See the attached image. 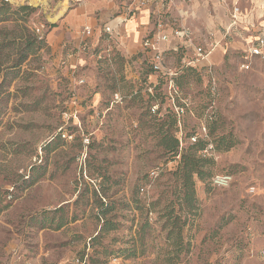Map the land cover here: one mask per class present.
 <instances>
[{
	"label": "rangeland",
	"instance_id": "rangeland-1",
	"mask_svg": "<svg viewBox=\"0 0 264 264\" xmlns=\"http://www.w3.org/2000/svg\"><path fill=\"white\" fill-rule=\"evenodd\" d=\"M61 1L9 0L31 8L0 23L2 69L21 36L71 33L61 14L79 0L55 15ZM106 25L98 36L91 26L64 32L61 48L47 43L11 84L0 115V264H264V56L248 71L240 54L214 66L195 56L163 75L142 53L126 57ZM184 153L202 158L193 211L175 173ZM217 174L230 183L214 184ZM105 218L116 228L103 231Z\"/></svg>",
	"mask_w": 264,
	"mask_h": 264
},
{
	"label": "crops",
	"instance_id": "crops-1",
	"mask_svg": "<svg viewBox=\"0 0 264 264\" xmlns=\"http://www.w3.org/2000/svg\"><path fill=\"white\" fill-rule=\"evenodd\" d=\"M62 1L55 15L61 10ZM133 2V0H79L71 8L70 2L67 7L69 9L66 8L61 17L63 23L70 27L71 33L66 30L59 34L52 31L48 46L51 45L54 50L61 48L64 32L72 34L69 35L70 38L74 33L72 29L76 32L84 26L94 28L98 36L100 26L105 23L108 24L106 26L112 27V38L126 57L142 53L152 63L154 51L144 47L145 40L167 35L166 39H159L157 46L164 52L166 66L175 71L179 67L195 63L197 46L206 47L213 42L216 43L210 55L205 60L197 61V64L209 60L210 57L209 63L204 65H223L227 54L242 56L244 50L256 42L258 36L264 32V0H150L140 8H136ZM236 4L241 9L238 24L233 27L231 35H226L225 30L231 23L232 9ZM180 28H189L193 41L189 42L176 36L174 32ZM83 40V37L75 38L74 47L80 50ZM77 54L78 52L69 55V64L73 63L74 58L77 59L75 57ZM257 57L259 56L254 58ZM254 58L250 69H242L241 63L240 69L252 70ZM150 78L157 80L158 73L152 70Z\"/></svg>",
	"mask_w": 264,
	"mask_h": 264
},
{
	"label": "trees",
	"instance_id": "trees-1",
	"mask_svg": "<svg viewBox=\"0 0 264 264\" xmlns=\"http://www.w3.org/2000/svg\"><path fill=\"white\" fill-rule=\"evenodd\" d=\"M30 8L31 7L29 5L13 8L9 0H0V23L8 22V21H11L14 24L20 23V20L22 19L20 16V12L22 10H26ZM6 28H7L6 26L0 27V34L3 33V31ZM4 39L0 41V115L4 108V105H3L4 101L8 100V97L13 94V91L10 90L11 84L15 80V78L18 77L24 62L32 54L37 53L39 50L47 46L46 33L41 34V35L35 33L29 39H25L24 36H21L18 42V45L20 46L19 51L16 53V56H14V58H12L9 61V64H7L2 69L1 68L2 63L4 64L2 60L6 58V54L3 53L4 52L3 47L7 45ZM7 57H10V56H7ZM172 151H175L174 153L175 155L178 154V148H174ZM201 160H202L201 157H198L196 155L187 156V154L184 153L182 154V159L180 160L178 170L175 172L177 174L178 171H180L182 174L183 182L179 189V193H181V197L187 203V206L189 207L190 211H193V209L198 208L196 204L197 197H196V191H195L194 176L195 174L198 175L199 177H203L204 175L203 170L199 166V162ZM8 205L9 203H6L3 205L0 202V214ZM168 208H169L168 205L164 207V209L166 210V215L170 214L171 212H174V210L169 211ZM106 211L107 210L103 212L104 215H106L107 213ZM174 217H175L174 223H177L180 220V216L175 215ZM184 224L185 223L179 225L178 227L177 236L179 239L183 238ZM60 225H62V223L59 224V226ZM115 228L116 226L112 222H110L108 218H105L104 224L101 229L103 231H109ZM168 237L169 238L172 237L171 231L168 232Z\"/></svg>",
	"mask_w": 264,
	"mask_h": 264
},
{
	"label": "built area",
	"instance_id": "built-area-1",
	"mask_svg": "<svg viewBox=\"0 0 264 264\" xmlns=\"http://www.w3.org/2000/svg\"><path fill=\"white\" fill-rule=\"evenodd\" d=\"M133 4L136 8L143 7L145 4L149 3L150 0H133ZM240 6L236 4L232 9L231 14V23L225 30L226 35H231L233 33V27L237 26L238 24V14L240 12ZM107 31L112 32L113 29L111 26H106L105 28ZM175 35L181 38H184L185 40L193 41L192 38V32L189 28H180L175 30ZM160 38L166 39L167 35H162L156 39L148 38L144 42V47L151 48L153 52V58H152V64L153 69L157 72L163 73L165 75H169L172 73V71L166 66L164 61V52L161 50L157 43ZM216 43L213 42L209 46L203 47V46H197L196 47V60H205L210 53L212 52L213 48L215 47ZM263 48H264V32H262L256 42L249 45L248 48L244 50V53L242 55V62H241V68L242 69H250L251 64L253 62V58L255 56H262L263 55ZM231 176L229 174H217L213 177V183L219 186H226L231 181Z\"/></svg>",
	"mask_w": 264,
	"mask_h": 264
},
{
	"label": "bare ground",
	"instance_id": "bare-ground-1",
	"mask_svg": "<svg viewBox=\"0 0 264 264\" xmlns=\"http://www.w3.org/2000/svg\"><path fill=\"white\" fill-rule=\"evenodd\" d=\"M33 1H34V2H37V0H33ZM68 3H69V0H65V1L63 2V5H62V9H63V10L67 7Z\"/></svg>",
	"mask_w": 264,
	"mask_h": 264
}]
</instances>
